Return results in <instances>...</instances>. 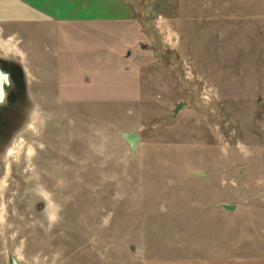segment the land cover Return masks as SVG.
I'll return each instance as SVG.
<instances>
[{
    "label": "rangeland",
    "instance_id": "1",
    "mask_svg": "<svg viewBox=\"0 0 264 264\" xmlns=\"http://www.w3.org/2000/svg\"><path fill=\"white\" fill-rule=\"evenodd\" d=\"M129 6L0 24V264H264V0Z\"/></svg>",
    "mask_w": 264,
    "mask_h": 264
},
{
    "label": "crops",
    "instance_id": "2",
    "mask_svg": "<svg viewBox=\"0 0 264 264\" xmlns=\"http://www.w3.org/2000/svg\"><path fill=\"white\" fill-rule=\"evenodd\" d=\"M130 0H0V24L54 25L61 31L70 27L95 29L128 21ZM62 31V32H63Z\"/></svg>",
    "mask_w": 264,
    "mask_h": 264
},
{
    "label": "water",
    "instance_id": "3",
    "mask_svg": "<svg viewBox=\"0 0 264 264\" xmlns=\"http://www.w3.org/2000/svg\"><path fill=\"white\" fill-rule=\"evenodd\" d=\"M5 81V75L0 71V100L3 97V83ZM179 108H181V103H178L173 112L175 113ZM121 137L127 142L129 150L133 152L135 150L136 142H137V135L134 132H123L121 133ZM223 209L231 211L234 208L232 204H221L220 205ZM10 264H18L16 260L12 259Z\"/></svg>",
    "mask_w": 264,
    "mask_h": 264
}]
</instances>
